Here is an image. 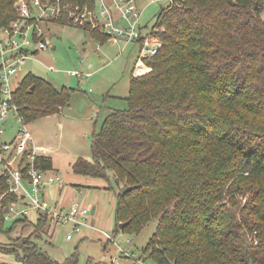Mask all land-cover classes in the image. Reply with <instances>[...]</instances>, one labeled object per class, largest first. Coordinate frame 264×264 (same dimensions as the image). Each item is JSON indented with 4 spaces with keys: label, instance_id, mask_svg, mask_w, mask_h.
<instances>
[{
    "label": "trees",
    "instance_id": "1",
    "mask_svg": "<svg viewBox=\"0 0 264 264\" xmlns=\"http://www.w3.org/2000/svg\"><path fill=\"white\" fill-rule=\"evenodd\" d=\"M15 3L0 0V31L17 19ZM263 4L173 0L149 34L161 49L133 65L127 108L111 112L94 133L91 161L72 167L115 194L114 238L139 236L157 223L140 254L147 264H264ZM73 91L29 74L14 102L29 124L70 106ZM38 165L44 173L53 169L49 158ZM14 200L7 197L3 212ZM47 227L46 216L6 222L0 214V234L33 228L21 242V264H57L33 242L49 236ZM254 232L257 246L248 242ZM64 264H78L77 257Z\"/></svg>",
    "mask_w": 264,
    "mask_h": 264
},
{
    "label": "rangeland",
    "instance_id": "2",
    "mask_svg": "<svg viewBox=\"0 0 264 264\" xmlns=\"http://www.w3.org/2000/svg\"><path fill=\"white\" fill-rule=\"evenodd\" d=\"M136 1L142 11L141 25L148 29L144 34L153 29L159 14L171 4V0H159L154 4H150L148 0ZM260 17L264 22V4ZM42 28L46 39L53 44L55 50L51 53L43 51L35 53L32 60L25 61L14 78V89H17L21 81L29 74L48 81L57 90L73 89L71 98L73 111L68 112H74V109L78 107V99H90L96 103L94 104L96 107L98 105L99 108H102L100 123L103 121L105 113L108 116L114 110L127 108L124 97L129 95L130 76L133 65L141 54V44L132 43L123 52L117 44L110 42L103 44L102 48L98 49V42L83 29L59 23L43 24ZM33 52H36L34 47ZM89 66L91 69L88 68ZM49 67H53L56 71H49ZM77 72L82 74L91 72L94 77L92 79L86 75L79 77ZM101 90L106 91L103 96L99 95ZM64 109L68 110L67 107ZM51 117L28 124L29 132L34 138L38 136L39 139L45 140L48 135H56L58 132L55 129L56 122ZM72 128L71 125L67 133L68 136L73 134ZM69 156L59 154L61 161L56 164L57 168L51 171L50 175L61 177L64 189L68 188L70 193H66L67 189L65 192L54 193V196H49L48 199L51 203L64 208L67 206L62 203H81L89 209L93 228H84L80 234L74 235L73 240L68 241L67 235L71 232L69 224L50 229L47 227L46 231L50 233H48L49 236L44 235L42 241L33 239V242L45 250L57 264H64L74 255L77 257L78 264H137L141 251L155 232L157 223H150L139 236L116 234L115 239L122 247H116L109 243L101 235V232L104 231L112 235L115 230L113 211V203L116 201L115 194L111 191H104V189H100L101 191L85 189L81 197H78V191H75L73 185H77L82 180H84L83 183L86 182L89 183L88 185L98 188L107 187L108 184L104 180L73 175L70 171L73 160L69 159ZM95 210L96 213L93 214ZM10 226V223L6 224V227ZM32 230L33 228H27L22 234L21 229L17 228L10 235L0 234V264H21L18 260V256L22 257L23 255L21 242L29 239ZM105 246L107 247L106 253L103 249ZM123 250L124 253H121L120 251ZM126 254L131 258H126Z\"/></svg>",
    "mask_w": 264,
    "mask_h": 264
},
{
    "label": "built area",
    "instance_id": "3",
    "mask_svg": "<svg viewBox=\"0 0 264 264\" xmlns=\"http://www.w3.org/2000/svg\"><path fill=\"white\" fill-rule=\"evenodd\" d=\"M148 1L154 4L159 0ZM94 2L95 6L91 7L74 5L65 0H17V19L0 31V214L4 213L6 222L25 217L37 223L40 217L46 216L52 228L69 224L71 232L67 235L68 241L84 228H93L90 212L79 202L64 208L45 198L46 189L61 184L62 179L44 173L38 165L40 158H47L46 153L34 142L28 123L19 114L14 102V78L23 63L32 60L35 53L55 50L46 39L43 24L62 22L83 30L98 31L107 35V42L123 44L122 51L128 44H141V55L154 56L162 47L160 42H151L149 34L142 35V11L135 0ZM98 46L101 44L98 43ZM33 47L36 52H33ZM48 69L56 71L53 67ZM76 74L88 78L93 75L91 72ZM8 196H14L15 200L3 212ZM101 235L114 246L122 247L109 233L103 231ZM248 242L258 245L256 232L248 236ZM120 252L124 253V250ZM137 262L147 264L143 258Z\"/></svg>",
    "mask_w": 264,
    "mask_h": 264
},
{
    "label": "crops",
    "instance_id": "4",
    "mask_svg": "<svg viewBox=\"0 0 264 264\" xmlns=\"http://www.w3.org/2000/svg\"><path fill=\"white\" fill-rule=\"evenodd\" d=\"M136 1V0H135ZM137 4V1H136ZM138 5V4H137ZM141 23V19H140ZM142 35H148L151 31H149L147 34H144L145 31H148V29L144 28L142 25ZM90 36V35H89ZM91 37V36H90ZM50 42V41H49ZM108 43V42H107ZM121 43H118V47L121 48ZM103 44H101L102 46ZM123 45V44H122ZM125 46V49L127 46ZM101 46H98V49L102 48ZM124 49V50H125ZM86 52V49H85ZM100 53V51H98ZM121 52H123L121 50ZM91 69V68H90ZM94 77V76H92ZM91 77V79H92ZM74 92V91H73ZM106 93V91L101 90L99 95L103 96ZM119 98V97H118ZM126 98V97H124ZM75 99V98H74ZM96 104L94 101L88 99H78L77 108L74 109V112H68L73 111V106L70 103V106H68V110L66 109H60L61 111L58 114L52 115L51 119L56 122L55 129L58 130L56 135H48L47 139L41 140L36 136L34 139V142L44 150L46 153V157L51 159L52 161V170L56 169V164L61 161V157H59V154H66L70 155L69 159H72L71 163V173H72V167L74 163L77 161V159H84L87 161H91V147L92 145V136L94 133H98L100 131V128L102 127L103 121L105 120V117L107 116L105 113L103 121L100 123V117L102 116V108H99L94 105ZM86 107V109H85ZM96 108V109H95ZM50 117V116H48ZM46 118V117H45ZM40 120V119H39ZM38 121V120H37ZM36 122V121H35ZM34 122H32L33 124ZM72 125L73 134L71 136H68V130L70 126ZM88 129H86V127ZM77 135V136H76ZM66 145V146H64ZM63 146V147H62ZM71 146V147H70ZM51 171H49V175L51 174ZM73 174V173H72ZM75 175V174H73ZM77 176V175H76ZM81 177V176H77ZM86 178V177H83ZM62 179V178H61ZM92 179V178H89ZM84 180H82L77 185H73L75 187V191L78 193V197H81V195L84 193L85 189H95L94 191H101L100 189H104L106 187H96L88 185L89 183H83ZM83 183V184H82ZM82 184V185H81ZM68 189V188H67ZM67 189H64L63 186V179L61 184L48 187L45 191V198L48 199L49 196H54V193L57 192H65ZM98 189V190H96ZM107 191V190H104ZM66 193H70L69 189ZM61 197V196H60ZM49 200V199H48ZM73 203V202H72ZM72 203H62L65 206H69ZM115 207H116V201L113 203V211H114V223H115ZM96 213V210L93 212V214Z\"/></svg>",
    "mask_w": 264,
    "mask_h": 264
},
{
    "label": "water",
    "instance_id": "5",
    "mask_svg": "<svg viewBox=\"0 0 264 264\" xmlns=\"http://www.w3.org/2000/svg\"><path fill=\"white\" fill-rule=\"evenodd\" d=\"M256 8H258V6H256ZM126 225H127V223L126 224H121L120 225V229L123 230Z\"/></svg>",
    "mask_w": 264,
    "mask_h": 264
}]
</instances>
